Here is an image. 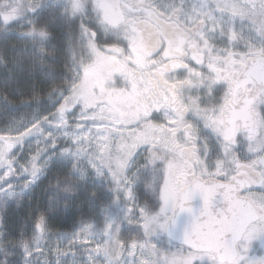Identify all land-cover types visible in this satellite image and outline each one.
Listing matches in <instances>:
<instances>
[{
  "label": "snow or ice",
  "instance_id": "snow-or-ice-1",
  "mask_svg": "<svg viewBox=\"0 0 264 264\" xmlns=\"http://www.w3.org/2000/svg\"><path fill=\"white\" fill-rule=\"evenodd\" d=\"M0 69V264H264V0H0Z\"/></svg>",
  "mask_w": 264,
  "mask_h": 264
},
{
  "label": "trees",
  "instance_id": "trees-1",
  "mask_svg": "<svg viewBox=\"0 0 264 264\" xmlns=\"http://www.w3.org/2000/svg\"><path fill=\"white\" fill-rule=\"evenodd\" d=\"M3 81H4V70L0 69V94L4 93ZM11 90H12V85H9V91ZM17 98L27 99V97H17ZM9 99H12V97L10 96ZM22 111H25V110H22ZM47 184H48V181L45 180L43 181V184L39 188L36 189L35 196L37 200H42L44 198L43 187ZM29 200H32L34 204L37 202V200H33L32 197H27L25 198V201H24V204H25L24 207L18 208L17 204L13 203L4 208L2 217L5 218V221L10 228L17 227L18 225L24 222V220L26 219V212L28 211L26 205ZM60 230L67 231L69 229L63 228Z\"/></svg>",
  "mask_w": 264,
  "mask_h": 264
},
{
  "label": "rangeland",
  "instance_id": "rangeland-1",
  "mask_svg": "<svg viewBox=\"0 0 264 264\" xmlns=\"http://www.w3.org/2000/svg\"><path fill=\"white\" fill-rule=\"evenodd\" d=\"M6 207H7V206H6ZM4 208H5V207H3V208H0V217H2V216H3V214H2V213H3V210H4Z\"/></svg>",
  "mask_w": 264,
  "mask_h": 264
}]
</instances>
